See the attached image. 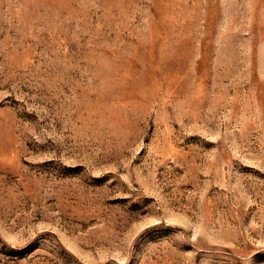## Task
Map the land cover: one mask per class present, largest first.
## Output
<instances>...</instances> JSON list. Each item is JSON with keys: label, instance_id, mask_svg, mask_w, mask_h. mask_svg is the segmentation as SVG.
I'll use <instances>...</instances> for the list:
<instances>
[{"label": "rangeland", "instance_id": "1", "mask_svg": "<svg viewBox=\"0 0 264 264\" xmlns=\"http://www.w3.org/2000/svg\"><path fill=\"white\" fill-rule=\"evenodd\" d=\"M0 264H264V0H0Z\"/></svg>", "mask_w": 264, "mask_h": 264}]
</instances>
